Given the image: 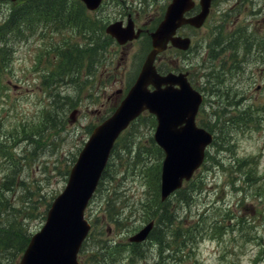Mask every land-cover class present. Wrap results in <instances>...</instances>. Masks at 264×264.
Returning <instances> with one entry per match:
<instances>
[{
  "label": "rangeland",
  "instance_id": "obj_1",
  "mask_svg": "<svg viewBox=\"0 0 264 264\" xmlns=\"http://www.w3.org/2000/svg\"><path fill=\"white\" fill-rule=\"evenodd\" d=\"M168 1L105 0L90 14L102 24L125 19L127 13L139 24L152 23ZM5 5L15 7L18 2L0 0V24L7 15ZM41 22L31 21L20 33L15 30L6 35L9 51L0 61V221L19 220L27 235L43 224L48 203L65 186L89 132L120 102L123 95L115 89L129 86L147 52L144 39L122 48L107 46L93 67L80 71L74 84L58 82L55 73L47 72L55 63L52 49L65 41H78V34L71 28L49 27L42 32ZM234 25L248 32L255 43L252 50L259 47L262 55L250 56L245 71L213 88L219 92L218 102L210 99L216 96L213 90H203L207 115L220 119L215 136L219 147H208L207 160L189 185L192 194L187 204L177 194L168 199L176 217L171 232L187 230L181 237V256L174 259L171 250L151 249L149 239L140 246L144 253L137 258L140 261L135 263L133 258V264H264V0H215L204 25L187 28L197 44L175 63H187L201 74V59L207 45L214 43L213 36L217 32L226 36ZM173 56L168 50L158 63L169 57L174 61ZM224 92L237 102H226ZM73 108L78 112L71 122ZM144 116L122 132L105 176L85 209L93 234L88 249L95 235L104 236V230L108 238L126 242L147 215L154 218L143 203L157 195L153 174L162 154L152 140L154 122L147 113ZM108 199L123 213L120 226L104 217ZM12 253L4 252L0 260L14 261L17 253ZM123 254V258L130 256L128 249ZM152 254L159 255L156 262Z\"/></svg>",
  "mask_w": 264,
  "mask_h": 264
},
{
  "label": "water",
  "instance_id": "obj_2",
  "mask_svg": "<svg viewBox=\"0 0 264 264\" xmlns=\"http://www.w3.org/2000/svg\"><path fill=\"white\" fill-rule=\"evenodd\" d=\"M82 1L91 10L101 2ZM210 2L199 0V11L185 17L184 12L194 6V1L171 0L163 19L150 33L153 47L134 83L113 113L92 130L70 170L66 186L51 202L43 227L31 236L19 264H79L77 253L90 227L84 218V208L115 138L143 110L155 115L157 124L153 138L164 152L160 173L161 200L179 188L183 179H189L202 162L212 135L194 122L201 94L190 86L183 74L158 73L153 61L168 40L175 46L188 47V38L173 37V34L183 23L200 26ZM105 31L121 44L139 35L131 22L126 26H122L121 21L111 22ZM74 114L75 111L71 113L72 118ZM151 226L152 222H149L129 239H144Z\"/></svg>",
  "mask_w": 264,
  "mask_h": 264
},
{
  "label": "trees",
  "instance_id": "obj_3",
  "mask_svg": "<svg viewBox=\"0 0 264 264\" xmlns=\"http://www.w3.org/2000/svg\"><path fill=\"white\" fill-rule=\"evenodd\" d=\"M31 21H42L43 29L54 26L57 29L71 28L74 33L77 32L78 41L72 43L65 41L62 45L57 46L56 64L51 70H57L55 72L57 75L70 80L76 78L84 67L90 69L94 63L99 61V57L107 50V46L112 43V39L103 31L104 24L96 17L90 16L79 0H26L9 11L6 22L0 26V35L8 32L11 24L16 30L18 28L21 31L22 26ZM5 53L6 50H0V61L2 62L6 58ZM47 72L50 74L49 69ZM156 150L159 152L157 148ZM158 171L159 167L157 166L153 174L156 188L158 186ZM176 194V198L180 202L187 204L190 195L189 187L186 186L178 190ZM143 207L151 209V215L156 217L155 227L158 230L153 228L150 237L155 239L158 248L171 250L173 257H180L181 237L187 234V230L171 232L172 218L176 217L169 210L167 201L161 202L157 194L154 200L143 203ZM106 210L108 211V207ZM147 218H149L148 215ZM23 230V226H20L18 220L14 218L0 222V253H11L12 251L17 253L14 261L7 264H15L28 242L29 236ZM167 239L170 240L166 242ZM124 246L125 244L117 240L95 242L90 248L91 254L85 253L86 257L83 262L84 264H112L115 260L113 256L120 253Z\"/></svg>",
  "mask_w": 264,
  "mask_h": 264
},
{
  "label": "flooded vegetation",
  "instance_id": "obj_4",
  "mask_svg": "<svg viewBox=\"0 0 264 264\" xmlns=\"http://www.w3.org/2000/svg\"><path fill=\"white\" fill-rule=\"evenodd\" d=\"M136 27H137V26H136ZM234 27L237 28V30H238V29H242V28H240L239 26H236V25H234ZM144 29H146V28L144 27ZM242 30H243V29H242ZM145 32H146V30H145ZM178 33H179V34H182V33H183V30L180 29ZM242 67H243V65H242ZM121 91H122V88H121V87H118V88L115 89V92L118 93V94L121 93ZM204 124H205V126H206L207 128H211V129H212L211 122H209L208 120L205 119V120L202 122V125H204Z\"/></svg>",
  "mask_w": 264,
  "mask_h": 264
}]
</instances>
